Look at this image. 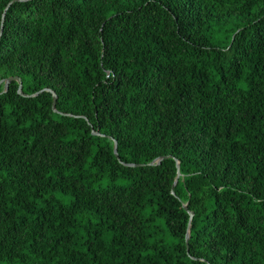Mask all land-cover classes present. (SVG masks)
Segmentation results:
<instances>
[{
    "label": "trees",
    "instance_id": "1",
    "mask_svg": "<svg viewBox=\"0 0 264 264\" xmlns=\"http://www.w3.org/2000/svg\"><path fill=\"white\" fill-rule=\"evenodd\" d=\"M0 82V264H264V0L17 1Z\"/></svg>",
    "mask_w": 264,
    "mask_h": 264
},
{
    "label": "water",
    "instance_id": "2",
    "mask_svg": "<svg viewBox=\"0 0 264 264\" xmlns=\"http://www.w3.org/2000/svg\"><path fill=\"white\" fill-rule=\"evenodd\" d=\"M17 1H27V0H11V1L7 4V6L5 7V10H4V13H3V16H2L1 29H0V39H1V36H2V34H3V31H4V23H5V19H6L7 11H8V9L12 6V4L15 3V2H17ZM13 80H17V81H18V83H19V89H18V91H19V93H20L21 95H23V96H29V97H31V96H35V95H37V94H39V93H42V92H44V91L52 92V93H53V96H54L53 108H54L55 111H58V110L56 109V104H57V98H58V97H57L56 92H55L53 89L48 88V87H45V88H43L42 90H40L39 92H37V93H34V94H26V93L23 92V82H22L21 77H19V76L8 77V78L5 80V86H6V88L9 87L10 82H12ZM1 82H4V80H1ZM1 82H0V83H1ZM58 112H59V111H58ZM63 114H66V113H63ZM94 133H95V134H101V133H99L98 131H94ZM115 154H116L117 156H119V153H118V142H117V141H115ZM165 157H173V156H172V155L161 156V157L155 159L154 161H152L150 164H159V163L162 162V160H163ZM124 163L127 164V165H130V166L143 165V164H136V163H126V162H124ZM177 167L180 168V160H178V159H177ZM180 174H181V173H180V170H179V171H178V176H180ZM177 180H178V179H176L175 183L173 184L172 193H175V191H174V187H175V185H176V183H177ZM185 208L188 210V204H185ZM189 212H190V215H191V217H190V222H191L192 219H193V216H194V212H193V211H189ZM189 239H190V229L188 230V233H187V246H188V248H189Z\"/></svg>",
    "mask_w": 264,
    "mask_h": 264
}]
</instances>
